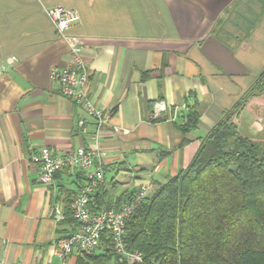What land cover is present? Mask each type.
<instances>
[{
	"label": "crops",
	"instance_id": "0c3cea01",
	"mask_svg": "<svg viewBox=\"0 0 264 264\" xmlns=\"http://www.w3.org/2000/svg\"><path fill=\"white\" fill-rule=\"evenodd\" d=\"M57 6L80 15L66 34L82 47L86 90L106 114L95 209L98 195L121 208L140 186L149 196L186 170L264 71V0H0V264H88L56 254L75 229L71 203L86 173L66 167L48 186L31 161L43 148L65 154L94 145L95 121L83 134L87 114L51 77L72 63L71 42L47 15ZM157 102L167 110L156 120ZM195 104L199 125L184 134ZM250 112L249 133L264 141V100L246 107L240 128Z\"/></svg>",
	"mask_w": 264,
	"mask_h": 264
},
{
	"label": "trees",
	"instance_id": "16d2710c",
	"mask_svg": "<svg viewBox=\"0 0 264 264\" xmlns=\"http://www.w3.org/2000/svg\"><path fill=\"white\" fill-rule=\"evenodd\" d=\"M256 99L264 100V71L211 129L190 166L127 220L124 240L143 254L138 264H264V141L245 136L236 122ZM199 121L195 104L180 129L187 134ZM108 196H97L100 209L119 208L121 200L112 204ZM78 255L88 264H128L113 254L109 234L97 254Z\"/></svg>",
	"mask_w": 264,
	"mask_h": 264
},
{
	"label": "built area",
	"instance_id": "2783aa9c",
	"mask_svg": "<svg viewBox=\"0 0 264 264\" xmlns=\"http://www.w3.org/2000/svg\"><path fill=\"white\" fill-rule=\"evenodd\" d=\"M48 17L58 29L62 38L71 42L72 63L65 68H54L52 79L59 84L63 96L70 98L74 104L81 107L87 114V118L79 121L81 132L88 135L87 126L92 119L96 124V131L91 135L92 147L82 146L76 151L59 153L49 148H43L32 152L31 161L39 168V179L45 185H52L58 172L66 167L75 168L86 173L87 178L76 193L71 210L77 222V226L70 236L61 239L56 248V254L63 261L72 254L91 256L99 252L103 246L104 235L109 234L113 254L121 262L138 264L144 257L140 252H131L125 243L126 223L134 212L146 199L149 186L142 185L137 193L125 202L121 208L95 209L91 197L96 189L104 181V153L98 144L101 132L106 123L104 110L98 108L90 99L86 90L88 73L83 59L82 47L70 40L67 31L80 21V15L76 10L57 6L47 10ZM164 102L154 105L153 118L160 119L166 112ZM56 221L64 219V215L55 209Z\"/></svg>",
	"mask_w": 264,
	"mask_h": 264
},
{
	"label": "rangeland",
	"instance_id": "374dc122",
	"mask_svg": "<svg viewBox=\"0 0 264 264\" xmlns=\"http://www.w3.org/2000/svg\"><path fill=\"white\" fill-rule=\"evenodd\" d=\"M255 113L254 112H250V113H248L247 115H246V117L243 119V121H246L245 123H242L240 126H241V128H240V130H241V132L245 135V136H249V137H251V134L249 133V124H251L252 122V117H253V115H254ZM149 196H152V193L151 194H149ZM107 264H118L117 262H116V259L115 258H113L112 260H110Z\"/></svg>",
	"mask_w": 264,
	"mask_h": 264
},
{
	"label": "water",
	"instance_id": "95a60500",
	"mask_svg": "<svg viewBox=\"0 0 264 264\" xmlns=\"http://www.w3.org/2000/svg\"><path fill=\"white\" fill-rule=\"evenodd\" d=\"M231 170H233V171H234V170H236V168H235V167H232V168H231Z\"/></svg>",
	"mask_w": 264,
	"mask_h": 264
}]
</instances>
